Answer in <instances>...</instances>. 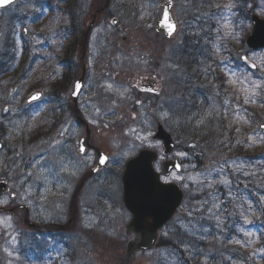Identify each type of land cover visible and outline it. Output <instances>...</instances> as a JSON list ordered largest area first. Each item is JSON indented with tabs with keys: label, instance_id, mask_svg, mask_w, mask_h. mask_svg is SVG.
<instances>
[{
	"label": "rangeland",
	"instance_id": "1",
	"mask_svg": "<svg viewBox=\"0 0 264 264\" xmlns=\"http://www.w3.org/2000/svg\"><path fill=\"white\" fill-rule=\"evenodd\" d=\"M59 1L21 0L18 5L0 13V63L9 60L11 40L17 48L16 62L11 65L7 77L11 74L18 76L22 72V76L26 77L23 88L40 84L45 87L41 88L44 91L42 101L33 104L30 109H26L25 101L30 92L23 89L18 98L15 96L12 99L13 107L5 117L2 114L5 97L0 95V125L5 126L4 129L0 127L2 144H5V136L8 141L12 140L9 134L11 130L34 128L44 113L53 106L60 108L69 98V94H64L62 98L59 88L60 58L71 42L70 36L64 34L69 20L57 7ZM119 1L115 0L108 18L103 22L98 21L93 32L94 39L103 36L98 46L104 50L99 51L101 55L96 64L101 68L108 65L110 71L120 75L119 81L110 80L119 87L116 91L109 85L105 88L107 92L103 99L112 104L99 105L100 109L115 114V118L106 121L105 125L98 121L97 127L103 130L102 133L110 132L106 138V150L112 160L120 161L123 168L129 159L146 146L140 138L147 136L153 143L151 139L158 124L166 125L168 114L159 113V107L163 103L173 106L178 101L179 93H173V87L164 79L167 71L164 67L160 69L158 64L165 66L168 54L182 45V25L188 9L190 16L196 17L201 23L198 36H203L205 44L210 43L213 47L211 52L208 50L209 53L216 51L219 55L217 59L227 65V71L220 67L228 78L231 94L226 100L225 117L230 126H241L238 144L242 149V154L214 156L205 153L196 158L188 139L181 138L178 141L179 146L170 159L185 161L184 169L182 173H173L164 181L180 185L185 199L177 216L161 232V242L172 239V234L181 231L191 235L189 239L193 242L188 248H183L186 250L184 259L170 246L160 244L150 252L138 254L130 264H221L223 256L226 264H264V131L259 129L264 120L260 123L252 120L254 110L264 102V89H261L264 88V50L252 51L246 45V39L253 29L251 14L256 13L264 18V0L248 4H241V0H204L196 4V8L192 7L193 2L189 4V0H174V17L180 29L169 41L154 32V24L161 15L164 0H122L126 4L133 2L130 8L125 4L117 5ZM202 5L206 7L205 11ZM50 8L53 11L46 10ZM87 14L82 12L83 17L78 21L81 28L88 21ZM114 19L117 23L112 26ZM24 30H27L26 35ZM209 30L212 32L210 38L206 35ZM123 37L127 38L126 42L122 41ZM26 49L28 52L33 49V55L38 56L39 61L35 65L30 64L31 60L28 61L30 65L28 62L24 64ZM243 54H247L258 65L257 73L238 65ZM198 55L204 61L203 51ZM181 71L177 67L173 73L175 80L180 81ZM146 75L156 76L160 80V96L142 105L137 104V100H141L137 94L128 100L126 97L134 87L127 84V77L139 87V78ZM55 82H58L56 88L51 87ZM199 90L206 94L208 85H199ZM219 96L215 86L208 97V114L220 111L217 101ZM245 98L249 99L248 103L244 102ZM165 107L170 108L169 105ZM22 114H29V117L20 119ZM176 126L175 123L171 124L178 134ZM153 144L160 145L150 149L161 157V143ZM49 148L46 142H37L18 150L14 154L16 162L10 154L0 150V162H15L13 165L0 164V179L6 180L17 194L13 203L9 196L2 198V206L10 207L16 203L32 205L31 191L37 189L42 179L48 182L58 180L63 169L57 156L58 148ZM177 153L186 155L179 156ZM38 204V217L44 224L58 219L59 206L56 200L49 203L42 198ZM111 220L114 224L112 231L103 227L97 231L90 228L84 230L83 224H76L64 234L32 235L23 227L21 219L0 215V264H125V246L133 238L126 234L127 214L109 217L102 220L101 224L108 226ZM14 223L17 226L10 228ZM224 240L232 247L229 253L223 250ZM192 244L194 249L189 248ZM190 256L193 257L191 263L186 260Z\"/></svg>",
	"mask_w": 264,
	"mask_h": 264
},
{
	"label": "flooded vegetation",
	"instance_id": "2",
	"mask_svg": "<svg viewBox=\"0 0 264 264\" xmlns=\"http://www.w3.org/2000/svg\"><path fill=\"white\" fill-rule=\"evenodd\" d=\"M106 1L108 6L106 5ZM172 1L175 6V1ZM71 2H75L74 5L76 9V21L73 23L75 26L73 27L74 30L72 28V31L75 32L74 34L67 33L71 38V44L69 43V46H67L60 58V70L58 74L60 76L59 88L63 94L62 98H64V94H69V98L61 104L60 108L56 106L50 108L48 110L49 112L44 116V124L51 128L52 131L47 135H42V137L39 136L37 140H32L29 144L26 143V145L20 149L23 150L37 142H46L47 146L50 148H58L57 156L63 167L61 176L54 182H48V180L44 181L45 178L42 179L37 189L31 191L32 205L16 203L10 207H5L1 205V199L9 196L10 202L13 203L16 201L17 195L14 197L10 194L0 196V215L18 218V220L21 219V224L24 223L26 217L28 222L36 226L29 230V233L32 235L33 233L43 234L51 230L65 233L72 230L76 224H83L85 227L84 230L90 228L97 231L103 227V229L112 231L114 229L112 220L108 226L102 225L101 222L109 217H116L117 214L120 213L127 214L128 224L132 221V215L124 205L122 176L125 171L126 163L122 168V163L120 161L117 162L112 160L108 150H106V138L109 136L110 132L102 133L103 130L97 128L99 127L98 121H102V125H105L106 121L115 118V114L112 112L109 113L105 109H100L99 105L103 107L104 104H112L111 101L106 99L105 102L103 99L104 93L107 92L105 88L106 85H111L115 88L114 91H116L119 87L114 86L111 81H119L120 75L119 73L110 71L108 65L101 68V66L96 64L101 55L99 51L104 50V48H99L98 46V41L100 38H103V36H100L98 40L97 38L94 39L93 32L99 20L98 16L101 15V22L105 21L109 16V10L111 11L115 5V0H69V3ZM64 3L67 4V1ZM104 7H106V9H104ZM71 8H73V6H71ZM88 10H90L89 14H87ZM82 12H84L85 15L87 14L89 21L96 18V24L89 32H87V24H85V27L81 28L80 22H78L79 19L81 20L83 17ZM70 13L72 14L73 11L70 10ZM159 36L162 37V35ZM106 50H108V48ZM177 50L171 51L168 54L165 60V66L164 64H158L160 69L164 67L167 71L168 76H164V79H167L170 86L173 87L174 94H178L175 90L178 81L177 79L175 80V75L173 74L177 71V67L175 62H173L174 58L172 55H176ZM29 62L32 64V60ZM204 66L205 65L199 66L200 75L202 70H205ZM83 76V89L75 102L72 97L73 89L75 83ZM139 79L140 85L136 87L135 82H133L130 77H127V84L134 87V90H131V93L126 97L128 100L137 94L141 97V100H137V104L142 105L147 104L149 99H157V97L160 96V80L156 76L146 75L141 76ZM152 81L156 83L154 88L158 90L157 94H154L149 88V86L152 85ZM57 83L58 82H55L51 87L56 88ZM34 87L39 88L38 85ZM35 91L37 90L33 92ZM42 92L44 94V91ZM107 95L111 94L107 93ZM175 104L172 106L170 103H163V105L159 107V113L166 115V110L170 109L173 111ZM167 105H169L170 108L165 107ZM27 130L28 129H25V132ZM29 131L31 133L30 128ZM52 135L53 138H50ZM80 142L85 144L87 148L86 154H81L79 152ZM2 145L0 150H2ZM16 151V148L11 150L10 156ZM100 154L108 156L109 159L103 167L99 168L97 157L100 156ZM89 157H91V159H89ZM17 162H19L18 159ZM0 181L5 180L0 179ZM42 198L49 203L54 200L58 202L59 217L51 223L44 224L38 217V202L42 200ZM67 199L68 201L65 202ZM21 206H26V209ZM10 208L16 209L13 213L8 214L6 210ZM59 218H66L67 220L61 221ZM62 225L65 229L63 231L55 228H59ZM16 226L17 224L14 223L10 228H15ZM48 226L53 227V229L50 228L48 231L43 230L44 227ZM168 226L169 224L163 230ZM1 233L2 229L0 228V236ZM133 238H135V235H133Z\"/></svg>",
	"mask_w": 264,
	"mask_h": 264
},
{
	"label": "trees",
	"instance_id": "3",
	"mask_svg": "<svg viewBox=\"0 0 264 264\" xmlns=\"http://www.w3.org/2000/svg\"><path fill=\"white\" fill-rule=\"evenodd\" d=\"M132 3L126 4V2L120 0L117 2V5L120 6V4H125V6L130 8L133 6ZM74 4L75 2H72V6H74ZM193 4H196V2H193ZM192 7L194 8L195 5H192ZM201 8L203 11L206 9L203 5ZM187 15L182 25L184 27L182 31V45L177 50V54L172 55L174 58L173 62H175L176 66L182 70V78L178 81L177 86L175 87V90L179 93V98L173 111L170 109L166 110L168 121L165 126H167L177 142L180 141L181 138L188 139L194 149L191 150L192 154H194L196 158L201 157V155L205 153L214 156L242 154V149L238 144L240 139L239 130H241V126L239 124H237L238 126H236V124L230 126L227 117H225L227 107L226 100L229 98V94L225 87L226 85L228 86L227 77H225V75L223 76L222 70H220L221 65L224 64H221V60L217 59L219 55L216 51L213 52V54L209 53L208 50L211 52L213 49L212 45L210 43L205 44L204 37L198 36L201 23H198L196 17L193 18L190 16L189 9L187 10ZM203 25L207 26V24ZM208 32L209 34L206 35L210 38L212 32L210 30ZM211 40L212 38L209 41ZM9 49L11 50V54L8 62L0 63V95H2L3 98L5 97V103L3 104H10L13 106L11 101L15 96L18 98L23 89L27 92L31 91V89L22 87L25 78L21 73V75L18 74V76L10 75L7 77L11 64L14 62V57L12 55H15V43L12 40L10 41ZM202 51L205 57L204 61H201L198 58V54ZM28 57L29 55L27 54V58ZM202 65H205V70H202L200 75L199 66ZM201 84L208 85L207 91L209 92L217 86L218 91L220 92V96L217 98L218 104L221 107L220 111L208 114L207 105H209V98L205 94H201L198 87ZM262 101H264V97L262 98ZM43 119L44 117L38 122L37 126L31 129V133L29 128L26 132L25 129L23 132H18V130L11 131V136L13 138L11 141H6L5 145L8 147L15 146L18 151L23 148L26 143L29 144L32 140H37L39 136L42 137V135L49 134L52 129L44 124L45 120ZM252 120L256 123H260L264 120V102L258 104L256 110H254ZM174 123L178 125L176 126L178 134L176 130H173L171 127V124L173 125ZM119 127L122 128V126ZM180 134L182 137H180ZM189 237L190 235H188V233L181 231L172 234V239H169L166 242L162 241L160 244L163 246H170L172 250L178 252L181 259H184L186 250L183 248H188L191 242H193ZM187 238L188 241H186ZM222 244L223 250L226 253H229L232 247L228 246L227 240H224ZM189 248L194 249L193 244L192 247ZM233 248L235 249L236 247L234 246ZM191 253V250H189V254ZM233 257L235 258V256ZM186 260L191 263L193 262V257H186ZM220 260L221 264L227 263L225 256L221 257Z\"/></svg>",
	"mask_w": 264,
	"mask_h": 264
},
{
	"label": "water",
	"instance_id": "4",
	"mask_svg": "<svg viewBox=\"0 0 264 264\" xmlns=\"http://www.w3.org/2000/svg\"><path fill=\"white\" fill-rule=\"evenodd\" d=\"M19 0H13V3H17ZM250 2L254 0H243ZM11 4V5H12ZM9 5V6H11ZM169 7V21L168 23L175 24V31L171 36L168 35V27L164 21V8ZM5 6L0 10L8 8ZM173 1L166 0L163 4V10L161 17L155 23V31L163 34L168 39L172 38L177 29V23L173 18ZM116 24L117 21L114 20ZM254 22L253 33L247 39L249 48L253 50L264 49V20L257 15L252 16ZM94 25V22L90 24V29ZM125 40V39H124ZM242 62L251 70L257 71L258 67L255 63L250 61L246 55L242 57ZM255 65V67H252ZM84 76L79 79V82L83 87ZM76 82V83H77ZM76 85V84H75ZM155 82L152 81V85L149 88L153 93H158V90L154 89ZM144 89V88H142ZM82 88L78 91L77 95H73L76 101ZM74 91L75 88H74ZM33 96L42 98V93L38 92L32 95L28 99V103H32L37 100H33ZM7 110H5L6 112ZM81 120V119H80ZM264 125V124H262ZM261 129L264 130V127ZM154 141H160L163 145L164 156L171 155L176 149V142L173 137L164 129L162 125H159L156 134L153 137ZM102 155V154H100ZM158 160V154L152 150H141L137 157L128 161L126 170L123 176L124 183V200L126 207L133 215L132 222L127 226V233H136L137 238L128 242L126 246V256L132 259L138 251H149L154 248L158 241L159 231L173 218L178 211L183 201V192L176 184H163L161 182V174L157 173L154 168V163ZM105 165V164H103ZM99 163V167L103 166ZM176 165H180L179 168ZM162 175L169 176L173 170L180 172L182 165L180 161L164 160L161 163ZM9 192L7 183L0 182V195H4ZM15 195L12 194V197ZM14 209L8 210V213L13 212ZM27 223V219L25 220ZM58 229H63L59 227Z\"/></svg>",
	"mask_w": 264,
	"mask_h": 264
},
{
	"label": "snow or ice",
	"instance_id": "5",
	"mask_svg": "<svg viewBox=\"0 0 264 264\" xmlns=\"http://www.w3.org/2000/svg\"><path fill=\"white\" fill-rule=\"evenodd\" d=\"M12 3H13V0H0V8L5 7V6H9ZM169 7H170V5H168V6H166L164 8V21H165L166 26L169 29L168 35L171 36L173 34V32L175 31V27L176 26H175V24L168 23V21H169ZM114 23H115V21H114ZM252 67H255V65H252ZM108 87L111 88V85H109ZM254 87H259V85H254ZM81 88H82V85L79 82H77L76 85H75V90L76 91L73 92V95H77L78 94V91ZM32 99L33 100H37V99H39V97L38 96H33ZM244 102L245 103H248L249 102V99L248 98H245V101ZM262 127H264V125H262ZM140 139L143 142H145V145L148 148H157V147H160L159 144H153V143H151L149 141V138L147 136L141 137ZM79 152L81 154H86V152H87V148H86V146H85V144L83 142H80ZM177 155L184 156L186 154L185 153H177ZM89 159H91V157H89ZM97 159H98V162L103 165V164L106 163V161L109 159V157L108 156H105V155H100V156L97 157ZM160 159L162 160V159H164V157L161 156ZM176 167L179 168L180 165H176ZM157 171H158V169H157ZM177 179H179V177H177ZM165 182H167V181H165Z\"/></svg>",
	"mask_w": 264,
	"mask_h": 264
}]
</instances>
